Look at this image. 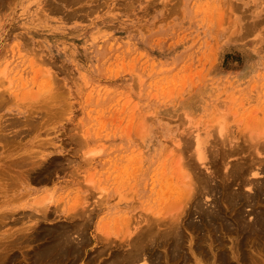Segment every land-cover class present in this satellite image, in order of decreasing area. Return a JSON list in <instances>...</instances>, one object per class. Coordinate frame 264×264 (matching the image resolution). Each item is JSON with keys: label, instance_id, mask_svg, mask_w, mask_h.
I'll return each instance as SVG.
<instances>
[{"label": "rangeland", "instance_id": "rangeland-1", "mask_svg": "<svg viewBox=\"0 0 264 264\" xmlns=\"http://www.w3.org/2000/svg\"><path fill=\"white\" fill-rule=\"evenodd\" d=\"M0 98V264H264V0H0Z\"/></svg>", "mask_w": 264, "mask_h": 264}, {"label": "bare ground", "instance_id": "bare-ground-1", "mask_svg": "<svg viewBox=\"0 0 264 264\" xmlns=\"http://www.w3.org/2000/svg\"><path fill=\"white\" fill-rule=\"evenodd\" d=\"M6 97V96H5ZM1 99V98H0ZM220 133H221V130H220ZM262 140V139H261ZM259 141V140H258ZM261 142V141H260ZM46 144V143H45ZM251 144V143H250ZM261 144V143H260ZM196 148H195V150H196V154H197V160H199V161H203L204 160V152H203V150H202V146H201V142H200V139L198 138L197 139V141H196ZM253 146V145H252ZM43 147V146H42ZM204 148H205V146H204ZM256 148V147H255ZM243 154V153H242ZM249 154V153H248ZM195 157V156H194ZM251 157V156H250ZM260 161V160H259ZM253 163V162H252ZM262 165V164H261ZM184 166V165H183ZM226 166V165H225ZM257 168V167H256ZM254 171V170H253ZM252 171V172H253ZM259 171V170H258ZM186 177V176H185ZM185 179V178H184ZM183 179V180H184ZM188 179V178H187ZM192 180V179H191ZM190 182V181H189ZM184 183V182H183ZM193 183H194V181H193ZM192 183V184H193ZM250 184V183H249ZM190 185V184H189ZM248 185V184H247ZM190 188V187H189ZM192 188V187H191ZM191 188L189 189V191L188 192H190V190H191ZM194 189V188H193ZM178 192V191H177ZM185 192V191H184ZM183 192V193H184ZM193 192V191H192ZM187 193V192H186ZM179 194H181V193H179ZM188 195V194H187ZM192 195V194H191ZM186 197V196H185ZM188 197V196H187ZM190 197V196H189ZM189 199V198H188ZM178 210H176V212H177ZM167 212V211H166ZM158 214V213H157ZM164 214H166V213H164ZM173 214V213H172ZM171 214V215H172ZM176 213H174V215H175ZM158 216H160V214L158 215ZM168 216V215H167ZM178 216H179V214H178ZM163 217V216H162ZM169 218V220H170V217H168ZM174 218H175V216H174ZM172 219V218H171ZM164 220H167L166 218H164ZM175 220V219H174ZM151 221V220H150ZM143 223V222H142ZM154 224V223H153ZM160 226H161V224H160ZM149 228V227H148ZM144 230V229H143ZM139 231H141V230H139ZM140 234V233H139Z\"/></svg>", "mask_w": 264, "mask_h": 264}]
</instances>
